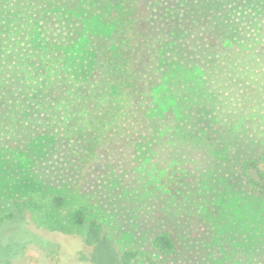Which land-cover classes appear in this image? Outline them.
<instances>
[{"label":"rangeland","instance_id":"374dc122","mask_svg":"<svg viewBox=\"0 0 264 264\" xmlns=\"http://www.w3.org/2000/svg\"><path fill=\"white\" fill-rule=\"evenodd\" d=\"M27 5H45L38 0ZM89 26L112 7H146L171 47L150 116L155 126L128 168L106 156L80 160V133L34 139L24 151L0 133V213L31 190L64 194L91 207L106 236L46 232L22 216L0 228V264H122L120 253L146 248L171 231L172 264H264V198L245 189L240 161L264 147V0H70ZM99 11L100 15L95 12ZM164 56V55H163ZM81 85L104 100L97 80ZM83 81V80H82ZM94 93V92H93ZM95 94V93H94ZM112 94V91H111ZM263 96V97H262ZM193 171L180 191L164 187L171 171Z\"/></svg>","mask_w":264,"mask_h":264},{"label":"trees","instance_id":"16d2710c","mask_svg":"<svg viewBox=\"0 0 264 264\" xmlns=\"http://www.w3.org/2000/svg\"><path fill=\"white\" fill-rule=\"evenodd\" d=\"M0 0V133L24 151L33 140L80 133L78 154L86 165L106 156L118 168L132 165L138 148L160 120L150 116L171 47L161 38L146 7H112L90 27L66 15L70 0ZM122 0H113L117 5ZM100 15L99 11L95 12ZM164 55V56H163ZM96 70L104 100L82 84ZM83 80V81H82ZM112 91V94H111ZM263 97V96H262ZM264 99L260 101L263 104ZM245 189L264 198V147L243 158ZM193 171H171L164 187L180 191L197 181ZM25 216L39 229L102 242L104 223L91 207L64 194L31 190L0 213V228ZM179 247L171 231L158 232L146 248L120 253L122 264H172Z\"/></svg>","mask_w":264,"mask_h":264}]
</instances>
